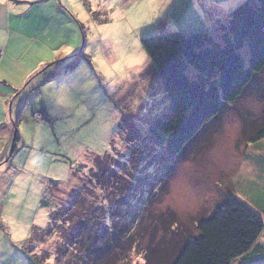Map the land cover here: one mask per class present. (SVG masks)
<instances>
[{
	"label": "rangeland",
	"instance_id": "rangeland-1",
	"mask_svg": "<svg viewBox=\"0 0 264 264\" xmlns=\"http://www.w3.org/2000/svg\"><path fill=\"white\" fill-rule=\"evenodd\" d=\"M189 1L0 0V59L7 47L9 55L0 66V77L16 89L32 83L20 98L22 105L26 103L20 126L28 143L18 148L16 162H11L23 176L8 200H0L5 213L1 210L0 264H27L24 249L38 256L41 264H68L65 257L56 260L57 238L32 237L34 227L45 234L49 227L50 210L41 205L48 184L74 186L78 181L72 168H91L90 157L136 159L142 165L155 153L147 129L167 97L157 77H142L150 61L141 40L173 32L197 33L195 23H190L194 16ZM79 55L86 57L78 67L64 71ZM37 111L46 112V120L34 118ZM124 118L135 124L139 138L122 137ZM263 119L264 74L254 79L237 104L224 107L184 156L171 158L158 148L159 158L153 161L163 166L161 173L157 169L153 177L156 173L149 169L153 162L141 167L147 184L153 178L156 185L143 192L140 208L128 209L130 217L151 225L141 250L133 251L127 264H147L143 252L148 247L172 241L161 220L180 222L184 233L193 234L197 223L220 208L227 196L253 205L258 189L264 194V179L258 181L264 174L253 161V157L264 159V140L247 143ZM96 211L101 220L104 207ZM157 216L161 217L153 224Z\"/></svg>",
	"mask_w": 264,
	"mask_h": 264
},
{
	"label": "trees",
	"instance_id": "trees-1",
	"mask_svg": "<svg viewBox=\"0 0 264 264\" xmlns=\"http://www.w3.org/2000/svg\"><path fill=\"white\" fill-rule=\"evenodd\" d=\"M141 45L150 61L142 77H157L167 97L164 109L147 129L157 150L142 165L133 161L136 159L122 162L109 155L90 157L91 168H72V177L78 181L74 186L48 184L41 205L50 210L49 227L46 234L34 227L32 237L57 238V261L65 257L68 264H127L132 252L141 250L151 223L148 226L145 219L130 217L128 209L140 208L143 192L147 194L157 181L151 178L147 184L141 167L153 162L149 169L161 173L163 166L153 161L159 158V147L171 158L184 156L224 107L237 104L254 79L264 74V0H243L211 31L188 36L160 34L142 39ZM85 57L72 58L64 71L75 70ZM130 120L124 118L120 124L121 135L139 138L140 131ZM262 140L264 119L247 143L257 145ZM15 149L16 145L13 155ZM253 161L264 174V159L253 157ZM156 175L158 172L152 176ZM260 178L264 179L261 176L258 181ZM257 194L253 205L227 196L220 208L197 223L193 234L184 233L180 222L161 220L173 239L162 247H148L143 252L147 264H264V242H260L264 241V194L260 189ZM99 207H104V220L97 215ZM160 217L153 218V224ZM23 254L27 264H41L38 256H30L25 249Z\"/></svg>",
	"mask_w": 264,
	"mask_h": 264
},
{
	"label": "crops",
	"instance_id": "crops-1",
	"mask_svg": "<svg viewBox=\"0 0 264 264\" xmlns=\"http://www.w3.org/2000/svg\"><path fill=\"white\" fill-rule=\"evenodd\" d=\"M242 1L243 0L189 1L191 3L187 5L191 8L192 15L194 16V20L192 19V22H190L195 23L194 31L213 30L219 24L226 21L230 12ZM195 20H198V22H195ZM1 29L6 32L5 28L1 27ZM188 29L191 30V28ZM11 40L9 41V44ZM2 52L3 57L0 59V66L5 63L7 57L9 56H7L8 47ZM37 76L38 73L34 74L30 77V80L35 79ZM30 82L31 81H29L23 89H21L22 87L20 89H16L10 83H7L5 79L0 77V200L2 201L8 200V196L13 192L14 185L17 183V180L23 176L21 175V171L16 172L17 169H19L17 164L11 162H16L15 157L19 151L18 148L22 145L24 147L28 143L23 137V129L20 126L23 122L24 116H26V103L22 105L20 98L24 92H27L26 88L32 84ZM44 83H46V81ZM34 90H37V88ZM35 117L37 119L42 118L46 120V112L37 111L35 112L34 118ZM29 118V115L28 117H25V119ZM17 121V128L20 126V131L16 128ZM35 125L39 126L40 124L36 122ZM17 136L19 137V141L16 143ZM14 145H16V149L15 154L13 155ZM1 210L2 213H4V210L0 207V214H2ZM2 222L3 219L0 215V223ZM260 242H264L263 238L260 239ZM236 264H239V262Z\"/></svg>",
	"mask_w": 264,
	"mask_h": 264
}]
</instances>
